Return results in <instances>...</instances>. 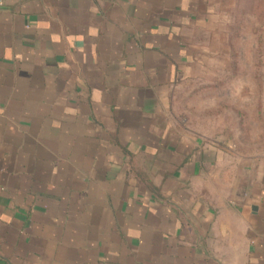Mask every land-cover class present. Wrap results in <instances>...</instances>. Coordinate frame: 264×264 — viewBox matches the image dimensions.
<instances>
[{
  "label": "crops",
  "instance_id": "1",
  "mask_svg": "<svg viewBox=\"0 0 264 264\" xmlns=\"http://www.w3.org/2000/svg\"><path fill=\"white\" fill-rule=\"evenodd\" d=\"M217 1L0 0V264H264V106H171Z\"/></svg>",
  "mask_w": 264,
  "mask_h": 264
},
{
  "label": "rangeland",
  "instance_id": "2",
  "mask_svg": "<svg viewBox=\"0 0 264 264\" xmlns=\"http://www.w3.org/2000/svg\"><path fill=\"white\" fill-rule=\"evenodd\" d=\"M217 2L215 18L192 32L194 54L205 61L177 85L171 104L176 119L210 135L264 106V0Z\"/></svg>",
  "mask_w": 264,
  "mask_h": 264
}]
</instances>
